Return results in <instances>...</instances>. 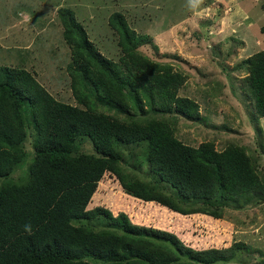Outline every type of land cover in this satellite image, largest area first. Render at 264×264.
<instances>
[{
    "label": "trees",
    "instance_id": "obj_1",
    "mask_svg": "<svg viewBox=\"0 0 264 264\" xmlns=\"http://www.w3.org/2000/svg\"><path fill=\"white\" fill-rule=\"evenodd\" d=\"M59 16L77 104L56 98L25 67L0 65V264H246L244 254L263 256L244 241L197 249L125 212L89 205L107 174L129 195L184 215L222 218L264 201V50L237 64L247 72L241 85L260 151L234 137L220 149L215 138L196 145L177 135V120L211 116L179 94L186 75L143 54L153 39L124 13L109 17L118 60L99 50L74 9L59 8Z\"/></svg>",
    "mask_w": 264,
    "mask_h": 264
},
{
    "label": "rangeland",
    "instance_id": "obj_2",
    "mask_svg": "<svg viewBox=\"0 0 264 264\" xmlns=\"http://www.w3.org/2000/svg\"><path fill=\"white\" fill-rule=\"evenodd\" d=\"M263 3L199 0L191 7L188 0H0V65L25 67L56 98L77 104L66 71L71 48L63 37L59 8L74 9L99 50L114 60H118L120 48L109 17L120 11L138 33L152 37L153 43L140 48L143 54L171 62L186 75L179 94L197 99L203 116H211L208 122L177 120V135L196 145L215 138L220 149L234 137L260 151V139L252 126L253 109L241 85L247 72L237 64L264 50ZM261 124L264 128V117ZM213 125L220 129L214 130ZM32 151L30 148L33 155ZM32 160L33 156L29 157L21 168L24 178ZM258 166L264 171V152L258 157ZM262 201L253 199L242 208H229L222 218L203 213L184 215L129 195L107 174L89 208L104 206L115 215L125 212L134 223L171 231L197 249L226 248L244 241L264 251ZM244 255L246 264H262L264 259L258 253L253 259Z\"/></svg>",
    "mask_w": 264,
    "mask_h": 264
},
{
    "label": "clouds",
    "instance_id": "obj_3",
    "mask_svg": "<svg viewBox=\"0 0 264 264\" xmlns=\"http://www.w3.org/2000/svg\"><path fill=\"white\" fill-rule=\"evenodd\" d=\"M188 3H189V6H191V7H195L198 3H199V0H188ZM70 53H71V51H70ZM134 197V196H133ZM136 198V197H135ZM139 199V198H138ZM142 200V199H141ZM144 201V200H143ZM146 202H149V201H145V203ZM25 230L29 233V234H31V231H32V229H31V226L30 225H25Z\"/></svg>",
    "mask_w": 264,
    "mask_h": 264
},
{
    "label": "water",
    "instance_id": "obj_4",
    "mask_svg": "<svg viewBox=\"0 0 264 264\" xmlns=\"http://www.w3.org/2000/svg\"><path fill=\"white\" fill-rule=\"evenodd\" d=\"M262 202H264V201H262Z\"/></svg>",
    "mask_w": 264,
    "mask_h": 264
}]
</instances>
